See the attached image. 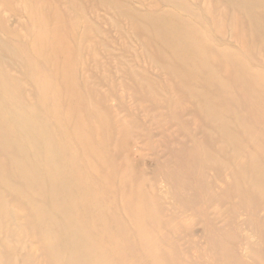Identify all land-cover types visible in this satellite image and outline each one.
<instances>
[{
  "label": "rangeland",
  "instance_id": "1",
  "mask_svg": "<svg viewBox=\"0 0 264 264\" xmlns=\"http://www.w3.org/2000/svg\"><path fill=\"white\" fill-rule=\"evenodd\" d=\"M0 67V83L27 102L38 98L30 78L44 82L54 130L37 142L83 175L77 189L88 187L95 213L76 239H53L67 218L36 225L27 215L41 200L25 206L2 191L17 222L0 215V264H63L73 253L64 245L79 246L83 234H108L83 264H158L154 251L169 264H256L243 235L264 258L252 232L255 216L264 221L254 203L264 196L255 191L264 183V0H0ZM7 152L0 144V165ZM57 173L68 206L78 191ZM28 180L26 190L55 183ZM10 184L22 183L0 174V189Z\"/></svg>",
  "mask_w": 264,
  "mask_h": 264
},
{
  "label": "bare ground",
  "instance_id": "2",
  "mask_svg": "<svg viewBox=\"0 0 264 264\" xmlns=\"http://www.w3.org/2000/svg\"><path fill=\"white\" fill-rule=\"evenodd\" d=\"M184 41L186 44L185 39ZM2 70L3 68L0 67V75H2ZM30 83L36 84L38 98L35 100L30 99L28 102L24 99V93L21 94V90L11 86L10 90L4 83H0V144L8 146L9 150L12 151L5 153L4 161L0 165V174L10 171L22 183L16 189L13 184L8 185L7 188L0 189V196L3 195L4 191H6L10 198H14L15 201L24 203L25 206L27 201L31 202L35 199L41 200L40 205L36 207L32 206V208H34L33 212L36 213V215H27L26 209L25 214L28 217H34L36 220L34 218L32 219L34 222H36V225L41 224L46 228H49V223L51 222H63L64 218H67V222L62 225L63 232H60L59 234L58 232H52L53 239H58L59 235L66 239H76L80 232L79 229L83 227L87 228L90 223L87 220H90L95 216V213L90 211L86 206V204L88 205L91 200V197H89L87 193L89 190L87 189L88 187L77 189L79 183L85 181L83 175L77 172L71 173L69 171L71 164H68L66 161H62L61 156L59 158H54V155L50 153L48 143L41 144L37 142L43 135H50L54 129L42 111L45 94L43 89L44 82L40 83L38 82V78L31 77ZM7 100L9 102L11 101L12 104L7 105ZM75 109L78 111L76 107ZM50 113L54 119L57 118L55 108L51 109ZM78 121L81 122L80 118ZM78 121L76 123L77 131L79 129ZM36 131H38L37 134ZM80 133L86 134L84 132ZM38 134L39 136L37 137ZM40 152H43L45 156H52V158L43 160L42 156H39ZM27 155H32L31 160L24 159V157ZM248 167L253 168L254 166L249 165ZM30 168H32V170L27 171ZM57 170H61L67 179V181L63 183V187L70 191H72V189L75 187L78 191V193H76L77 199H70L68 201L70 203L68 206L61 205L59 202L60 197L56 195L57 184H62ZM45 175L54 178L55 181V183L51 182L49 184L47 190L40 187L26 190V188L29 186V178L41 181ZM100 178L102 181L106 182L108 176H100ZM255 187L256 193H259L258 191L264 192V183L255 184ZM47 191L50 193V197L55 196L51 207L46 205L44 200L47 198ZM6 193H4L0 202V215L5 220L10 219L11 222H17L15 219L14 210L9 204L10 200H6ZM67 193H61L63 200L65 199V195ZM70 194L74 195V193ZM254 199L255 196L251 200L253 201ZM141 201L146 205H151V202H146V199H142ZM244 201L245 200L240 199L241 203H246ZM254 203H257L264 208V196H262L260 199H255ZM78 204H81L84 207V216L82 213L77 212L76 207ZM95 211L99 215V223L105 225L107 216L99 209H96ZM134 216L138 218V215L135 213ZM255 217L257 220L256 222H253L252 232L257 234L264 241V221L260 222V218L257 216ZM137 221L141 226V222L139 220ZM246 224L251 226V222L249 220L246 221ZM83 236L84 238L81 240L79 246L76 244L64 245V254L66 252H70L71 250L73 253H71L69 256H64V258L62 257L64 260L63 264H83L93 256V251L99 249V245L103 247L104 241L108 238V234L105 235L106 239H104V236L100 234L91 236L83 234ZM139 239L147 242L144 231H139ZM242 239L246 246L244 250V253L247 255L246 257L252 258L256 264H264V258L261 256V254L257 253L258 243L247 235H243ZM259 249L264 251V243L259 246ZM103 252H101V257L105 263L116 262L115 260H112L109 255ZM125 253L126 252L122 251L121 249L118 251L119 255H124ZM234 258L238 259V256L235 254ZM150 259L154 263L169 264L164 256L155 253V251L152 253ZM200 262L201 260L194 256L191 264H201ZM176 264H186V262L185 260H180L177 261Z\"/></svg>",
  "mask_w": 264,
  "mask_h": 264
}]
</instances>
